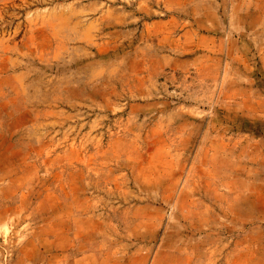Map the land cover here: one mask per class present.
<instances>
[{
  "label": "rangeland",
  "instance_id": "374dc122",
  "mask_svg": "<svg viewBox=\"0 0 264 264\" xmlns=\"http://www.w3.org/2000/svg\"><path fill=\"white\" fill-rule=\"evenodd\" d=\"M92 1L0 0V264H264V0H192L166 70L71 62Z\"/></svg>",
  "mask_w": 264,
  "mask_h": 264
},
{
  "label": "crops",
  "instance_id": "0c3cea01",
  "mask_svg": "<svg viewBox=\"0 0 264 264\" xmlns=\"http://www.w3.org/2000/svg\"><path fill=\"white\" fill-rule=\"evenodd\" d=\"M117 1L118 3L112 7L113 13H109L110 9L104 0H94L80 8L81 15H91L90 23L95 28L94 33L100 29L98 31L100 34L98 38L96 33V36L87 42L66 47L65 56L71 62L75 58L87 57L92 48L100 55L103 50L113 46L120 50L119 63L125 62L128 58L129 62L134 64H160L163 70L176 69L177 65L183 63L191 64L195 50L194 41L199 40L200 31L190 21V24L186 25L185 22L188 20L182 18V14L193 13L192 0ZM123 1L126 3H122ZM85 23L83 19L77 22L74 28L77 30L76 39L83 40L84 29L81 26ZM101 73V69L94 68L90 72L84 71L82 78L88 79L93 75L94 78H98ZM151 79L149 74L144 75L143 80L150 82ZM143 87L150 88L151 84H143ZM61 249L57 248L54 254L48 252L47 255L51 254L56 260L55 255L60 254ZM87 256L85 258H88ZM79 257L72 255V262L81 260Z\"/></svg>",
  "mask_w": 264,
  "mask_h": 264
}]
</instances>
